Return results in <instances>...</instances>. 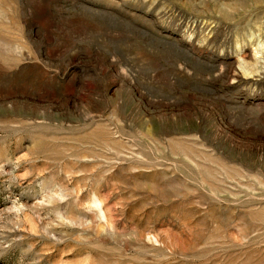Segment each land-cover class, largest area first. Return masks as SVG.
Returning <instances> with one entry per match:
<instances>
[{
	"label": "rangeland",
	"instance_id": "rangeland-1",
	"mask_svg": "<svg viewBox=\"0 0 264 264\" xmlns=\"http://www.w3.org/2000/svg\"><path fill=\"white\" fill-rule=\"evenodd\" d=\"M0 264H264V0H0Z\"/></svg>",
	"mask_w": 264,
	"mask_h": 264
}]
</instances>
